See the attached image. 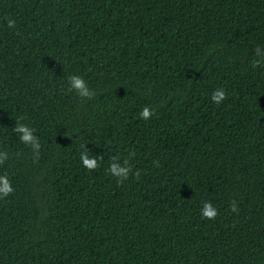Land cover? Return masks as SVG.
<instances>
[{
    "label": "trees",
    "instance_id": "obj_1",
    "mask_svg": "<svg viewBox=\"0 0 264 264\" xmlns=\"http://www.w3.org/2000/svg\"><path fill=\"white\" fill-rule=\"evenodd\" d=\"M258 48L264 0H0V264H264ZM114 156L138 178L117 183Z\"/></svg>",
    "mask_w": 264,
    "mask_h": 264
},
{
    "label": "clouds",
    "instance_id": "obj_2",
    "mask_svg": "<svg viewBox=\"0 0 264 264\" xmlns=\"http://www.w3.org/2000/svg\"><path fill=\"white\" fill-rule=\"evenodd\" d=\"M15 19L7 18L6 26L8 28L15 27ZM256 55L260 57L253 62V66L261 63L264 60V52H262L259 48L256 50ZM69 88L74 91L80 98H87L93 94V91L89 88L88 82L84 79L83 76L79 74H72L67 78ZM225 98V90L223 87L214 89L210 94V99L215 104H220ZM154 109L150 106H143L139 112V116L148 119ZM12 131L17 135L18 140L28 146L35 158L39 157V151L41 148V143L38 136L35 134L36 130L30 127L27 123L21 122L19 118L15 123ZM82 151L79 154V159L83 167L86 169H95L98 166V157L95 155L89 154V151L85 146H81ZM9 152L7 150H0V163L8 159ZM154 164L157 162L154 161ZM106 171L116 179L117 183H121L126 180L130 173L132 175H137V173L132 172L131 165L129 163V158H121L119 156L112 157L109 162ZM138 178V175H137ZM14 187L11 179L6 173L0 174V199L9 196L12 192H14ZM232 211L237 210L236 202L233 201L230 205ZM200 215L202 218L211 219L217 215V208L212 204L210 200H204L200 206Z\"/></svg>",
    "mask_w": 264,
    "mask_h": 264
}]
</instances>
